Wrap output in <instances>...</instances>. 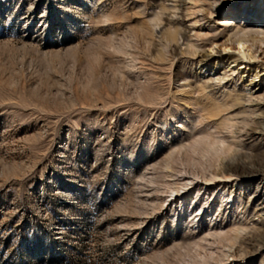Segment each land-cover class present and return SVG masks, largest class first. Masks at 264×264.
<instances>
[{
    "label": "rangeland",
    "instance_id": "rangeland-1",
    "mask_svg": "<svg viewBox=\"0 0 264 264\" xmlns=\"http://www.w3.org/2000/svg\"><path fill=\"white\" fill-rule=\"evenodd\" d=\"M226 2L263 15L264 0ZM163 4L0 0V264H201L211 256V264H264V171L251 174L264 170V107L248 126L237 106L215 122L205 103L196 110L187 98L203 93L189 92L198 88L197 58L227 35L208 0H179L170 16ZM172 16L185 36L178 52L191 45L192 54L163 44ZM227 66L204 80L210 104L243 89L231 75L222 80ZM201 131L231 150L218 161L193 153ZM184 178L195 181L184 186ZM224 193L233 197L228 208ZM201 202L207 208L193 222ZM223 224L230 237L209 234Z\"/></svg>",
    "mask_w": 264,
    "mask_h": 264
},
{
    "label": "bare ground",
    "instance_id": "bare-ground-1",
    "mask_svg": "<svg viewBox=\"0 0 264 264\" xmlns=\"http://www.w3.org/2000/svg\"><path fill=\"white\" fill-rule=\"evenodd\" d=\"M163 1H164V4L162 5L161 9H163L164 12L168 11V15L169 16L173 14L171 9L180 8L179 5H178V1L179 0H175L176 2L173 5L165 4V2L168 1V0H163ZM208 1H209V6L207 8V12L210 15H213V16L217 15L218 16L216 22L223 27V32L226 33L227 38L224 41H220V39H215V40L212 39L214 41L212 42L210 47H211V49L213 51L207 50L203 54H200V55L198 54L199 57L197 58V63L200 64L201 70L199 71V73H198V75L196 77V81H197V84H199V85L196 84V86L198 87L197 89L195 88L194 90H192L190 88L192 91H189V92L194 93V92L198 91L199 93L200 92H203V93L201 95L199 94L200 98L197 95L198 96L197 99L193 98V95L189 96L188 98L186 97V98L187 99H194L193 104L195 105L194 107H196V110H197L198 107L201 106L200 102H202V104L205 103V106H204V108L202 110L205 112V114H206L205 116L207 118L214 117V118L217 119V117L221 116V112L223 110L225 112V110L226 111L229 110V107L237 106V107L242 109V112L244 114V117L240 120V123L243 124L244 126H248V125H250L252 123H255L256 122V118L258 119V116L254 117L255 114H256L257 107H259V108L264 107V56L262 57V54L264 53V8L259 10L260 12H262L263 15L261 17L257 18V19H254V18H251V17H247V12L248 13H249V11L253 12L255 7H253L252 9H249V8L246 7L247 3L246 4L243 3L244 4L243 8L240 11H238V8H235V6L233 8V6L225 5L227 3L226 0H208ZM234 1L236 2L238 0H234ZM242 10H243V13L241 12ZM240 14H241V19H239V17H238ZM161 21H162V18H158V20L154 23L153 26L160 24ZM165 21H166L165 22L166 24H169V29H167L166 31L164 30V32L162 33L163 35H162L161 40L163 41V44L167 45L168 43H174L172 46H174V49H175V51L173 50V52H175L173 55H175V56H177L178 54H182V55H184L186 53L190 54L191 52L189 51V47L191 45H189L187 47L186 51H179L178 52V38H179L180 35H181V37H185L184 34H183L184 32L182 33L181 28H180V26H181L180 25V20H178V19H176V18H174L172 16V18H170V17L166 18ZM135 29H137V28H135ZM149 35H150L149 30H145V28H144L143 31H142V38L146 41L148 49L151 48L152 42H153V41L151 42V39H150ZM224 37H225V34H224ZM128 44H129V42L127 43V45ZM118 46H120V45L118 44ZM124 46H120L119 47V51L122 52V53H125V54H129V53L131 54L130 51L128 53V51H127L128 49L126 50V47H124ZM217 46H219V49H220V47H223L224 50H216ZM241 46H243V47H241ZM144 48H146V47H144ZM231 50H234V52H231ZM214 51H216L218 53V55H216L214 53ZM131 59H132L131 61H133V63H134L137 60V57L132 56ZM194 62H196V61H194ZM221 63L228 64L227 68L222 72V74H223L222 75V80H225V79L229 78V76L231 75L232 78H229L230 81L233 80L232 83H235V84H237L239 81L242 82L243 83V89H241L240 91H238V90L236 91L235 90L236 92H234L233 99H231V100H229V99L228 100H223L222 99L223 101H219L220 103L210 104L209 103L210 100H206L208 98H206V99L203 98V97H206V94H204V91H206L207 88H210V90H211V87H209L210 85L207 84L205 81L206 80L210 81V80L214 79L212 75L213 74H217L218 72H220V71H218V69H221L219 67ZM128 65H130V64H128ZM228 73H230V74H228ZM162 75H164V74H162ZM220 75H221V73H220ZM189 86H191V84H189ZM237 87H235V89ZM211 94H213V93H211ZM230 94H231V92H230ZM208 95H209V93H208ZM224 97H222V98H224ZM203 101H205V102H203ZM215 101L217 102V100H215ZM207 105H209V106H207ZM227 108H228V110H227ZM202 110H200V113H201ZM197 111L199 112V110H197ZM202 117H204V116H202ZM221 117H223V116H221ZM226 118H228V117L226 116ZM208 120H210V119H208ZM222 120H223V118H222ZM194 122H192V123L197 126L198 124H195L196 122L195 123ZM214 122H215V120H214ZM260 122H262V121H260ZM215 126H217V125H215ZM185 127L188 128L189 125L186 124V125H184V128ZM206 131H201L203 133H206V136H204V137H202L200 139H197L195 134H193L195 136V138H194L193 142H191V144L189 145L190 149H191V151L193 153H198V154H201L203 156L206 155L207 153L211 154L212 158L214 159V161H218L221 158L223 153H227V152H229L231 150V143L230 144H226L224 139H221L219 141H215V139H211L213 135L211 133H209V132H206ZM198 134L200 135V133H198ZM194 136H191V139ZM181 144H182V142H181ZM185 156H187V155H185ZM189 156L191 157V153H190ZM170 158H172V156H170ZM203 158L204 157H202V161H203ZM198 159H199V157H198ZM206 159H208V158H206ZM209 159H211V158H209ZM163 160L165 161V159H163ZM175 160H176V158H174V161ZM234 160H236V159H234ZM191 162H193V160ZM194 164H192V165H194ZM200 164H202V163H200ZM208 164H210V163H208ZM214 164H216V163H214ZM226 164L227 163H225V165ZM196 165H198V164L196 163ZM210 165L212 167V164H210ZM228 165H229L228 166L229 170L232 171L234 169L233 165L232 164H228ZM175 166H178V165H175ZM214 166H216V165H214ZM240 166H242V165H240ZM208 168H209V166H208ZM244 170H245V168H244ZM260 171H264V170H254L253 169L251 174H258V173H260ZM168 173L169 172H167V174ZM246 173H248V172H246ZM233 175L234 174L231 172L230 175H223V176H225L226 178H230V177H233ZM181 180H182V178H181ZM183 180L185 182V183H183L184 186L188 185L187 181H189V180H192V182L195 181L194 179H190V178L189 179L188 178H184ZM202 189H203V187H202ZM201 190H200V192H201ZM173 191L175 193H179V188H173ZM205 193H207V191ZM218 197L221 199L220 200L221 201V207L225 203V207L226 208L229 207V203L233 199L232 195L231 194H227V193L221 194ZM203 200H204V198H203ZM234 200H233V202H234ZM207 205H208L207 202L206 203H202L201 202V204L197 207L196 211L192 212V215L196 214L194 219H193V222L196 219H200V217H201L200 215L205 212V209L207 208ZM259 208H260V211H264V201L259 203ZM208 210L209 209H207L206 211H208ZM218 211L217 212L216 211L213 212L211 215L214 216V215L218 214V216H219L220 212H218ZM225 211H227V210H225ZM218 216H216V218H215L216 220L218 219ZM229 224L234 225L235 222L231 221ZM223 226H224V224L222 225V227H219L220 229H217V228L215 229V226L212 227L215 230L211 229L209 231V234L215 235V236H222L223 235V236L230 237L231 235L229 236V233L231 231L223 233V231H222L223 230ZM242 229L245 230V228H242ZM234 231H236V230H234ZM221 238H223V237H221ZM233 238H235V237H233ZM202 259L203 260L200 262L201 264H211L210 260L211 259H215V257L211 256L210 260H209L208 257H203Z\"/></svg>",
    "mask_w": 264,
    "mask_h": 264
},
{
    "label": "snow or ice",
    "instance_id": "snow-or-ice-1",
    "mask_svg": "<svg viewBox=\"0 0 264 264\" xmlns=\"http://www.w3.org/2000/svg\"><path fill=\"white\" fill-rule=\"evenodd\" d=\"M241 47H243V46H241Z\"/></svg>",
    "mask_w": 264,
    "mask_h": 264
}]
</instances>
